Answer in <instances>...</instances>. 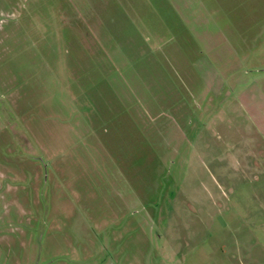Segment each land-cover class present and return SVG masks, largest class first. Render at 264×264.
I'll return each instance as SVG.
<instances>
[{
    "label": "rangeland",
    "instance_id": "1",
    "mask_svg": "<svg viewBox=\"0 0 264 264\" xmlns=\"http://www.w3.org/2000/svg\"><path fill=\"white\" fill-rule=\"evenodd\" d=\"M0 264H264V0H0Z\"/></svg>",
    "mask_w": 264,
    "mask_h": 264
}]
</instances>
